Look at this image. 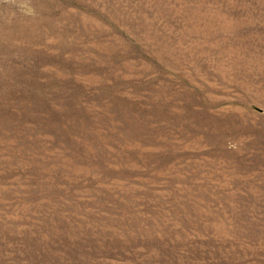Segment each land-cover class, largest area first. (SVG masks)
<instances>
[{"label":"rangeland","instance_id":"obj_1","mask_svg":"<svg viewBox=\"0 0 264 264\" xmlns=\"http://www.w3.org/2000/svg\"><path fill=\"white\" fill-rule=\"evenodd\" d=\"M0 264H264V0H0Z\"/></svg>","mask_w":264,"mask_h":264}]
</instances>
